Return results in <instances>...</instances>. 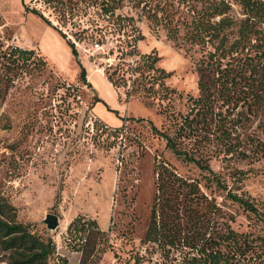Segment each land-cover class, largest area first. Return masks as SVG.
<instances>
[{"label":"rangeland","instance_id":"rangeland-1","mask_svg":"<svg viewBox=\"0 0 264 264\" xmlns=\"http://www.w3.org/2000/svg\"><path fill=\"white\" fill-rule=\"evenodd\" d=\"M14 6L12 24L0 14V191L16 207L19 221L52 238L67 264H79L80 254H72L67 240L77 216L95 219L105 231L88 264H134L138 255L140 264H164L156 245L142 239L158 171L165 165L199 182L232 228L255 229V215L226 195L231 190L249 198L264 215V106L252 114L236 96V102L223 103L218 76L207 73L216 95L213 118L210 111L194 108L202 95V61L221 39L214 31L225 33L228 44L239 37L245 18L239 0H36L27 5L67 38ZM225 18L230 23L221 27ZM16 46L35 53L19 57ZM151 54L159 60L146 96L134 68ZM83 68L91 85L80 77ZM116 68L114 86L107 78ZM231 90L245 97L241 84ZM186 116L195 120L191 132L186 128L191 137L177 139L179 148L212 171L168 147L162 133L176 137ZM222 126L230 134H221ZM257 143L258 154L240 153ZM48 213L60 219L56 230L44 222ZM57 254L49 264L62 263ZM7 257L0 249V264H9Z\"/></svg>","mask_w":264,"mask_h":264},{"label":"trees","instance_id":"trees-1","mask_svg":"<svg viewBox=\"0 0 264 264\" xmlns=\"http://www.w3.org/2000/svg\"><path fill=\"white\" fill-rule=\"evenodd\" d=\"M244 8L245 18L241 21L238 33L239 37L228 44L225 33L220 34V29L214 31L216 37L221 36L215 51L209 53L208 59L202 61L200 67L199 88L200 99L194 101V108L198 113L204 111L212 113L216 95L212 91V84L208 83L207 73L218 76L222 90L220 93L223 103L232 104L236 100L248 105V112L255 113L260 106H264V0H239ZM229 6V5H227ZM27 12L44 19L48 24L57 29L67 38L62 29L53 25L37 9ZM108 13V11H106ZM230 23L229 19H222L221 27ZM223 29V28H222ZM71 46L76 44L68 39ZM14 50L18 56L30 58L35 51L16 46ZM134 52V50H133ZM131 53V51H130ZM27 56V57H25ZM228 58L227 63L223 59ZM142 60V59H141ZM159 60L158 56L148 55L143 62H138L134 71L139 73L140 85L144 95L149 96L151 87H148L154 64ZM116 68L108 79L116 86L114 79L118 72ZM164 72V70L156 69ZM207 74V76H206ZM206 76V77H205ZM82 81H87V74L83 68L80 75ZM244 80V83H243ZM236 84H241L245 90V97L236 95L232 91ZM214 96V99H213ZM206 97V99H205ZM206 100L204 104L200 102ZM100 100L98 97L96 101ZM197 113V114H198ZM238 114H241L239 112ZM194 118L186 116L176 128V137L162 133L167 139L168 147L178 155L190 161L196 162L201 168L212 171L209 165L192 154L179 148L177 139L191 137ZM237 124V123H235ZM225 126V125H224ZM222 126L221 134H230V128ZM179 132V133H178ZM259 143L249 151L242 148L240 153L245 157L256 155L260 151ZM233 149L229 147L227 152ZM249 152V154L247 153ZM220 186L226 189L224 183L219 180ZM229 199L240 204L245 210L255 215V229L249 232H239L226 222L222 209L216 201L202 191L200 183L185 179L170 170L165 165L158 171V185L155 200L151 209V218L143 244H154L165 259L164 264H244L248 260H260L264 264V215L249 198L229 190L226 195ZM69 245L72 251L80 254L79 264H88L90 258L98 250L99 240L105 235L95 219H86L77 216L68 226ZM73 242V243H71ZM0 249L7 254L9 264H49L52 255L57 254V247L52 238H44L35 233L29 224L18 220L16 207L0 191ZM58 255V262L65 263L63 256ZM142 257L138 255L134 264H140Z\"/></svg>","mask_w":264,"mask_h":264},{"label":"crops","instance_id":"crops-1","mask_svg":"<svg viewBox=\"0 0 264 264\" xmlns=\"http://www.w3.org/2000/svg\"><path fill=\"white\" fill-rule=\"evenodd\" d=\"M35 1L36 0H0V14L5 18L6 24H12L11 23V19H10V16H11L10 13H11V9L13 7H15L14 5L16 4V5L19 6V9H20L21 13H23L26 16H29V17L35 19L36 17L34 16V14L32 12L31 13L30 12H27L26 9H25V6H27L28 4H31V3L35 2ZM11 4L13 5V7L12 6L10 7ZM24 20H25V18L23 17L22 18V22H24ZM102 73H104V72L102 71ZM105 77H107V76L105 75ZM111 83H109V84L111 85ZM72 254H77V253L74 252Z\"/></svg>","mask_w":264,"mask_h":264},{"label":"water","instance_id":"water-1","mask_svg":"<svg viewBox=\"0 0 264 264\" xmlns=\"http://www.w3.org/2000/svg\"><path fill=\"white\" fill-rule=\"evenodd\" d=\"M44 222L47 224L49 230H56L60 225V219L58 215L53 213H48Z\"/></svg>","mask_w":264,"mask_h":264}]
</instances>
